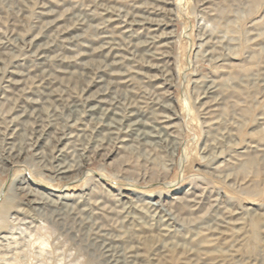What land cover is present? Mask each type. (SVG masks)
<instances>
[{
	"label": "rangeland",
	"instance_id": "rangeland-1",
	"mask_svg": "<svg viewBox=\"0 0 264 264\" xmlns=\"http://www.w3.org/2000/svg\"><path fill=\"white\" fill-rule=\"evenodd\" d=\"M260 121L264 0H0V264H264Z\"/></svg>",
	"mask_w": 264,
	"mask_h": 264
},
{
	"label": "bare ground",
	"instance_id": "bare-ground-1",
	"mask_svg": "<svg viewBox=\"0 0 264 264\" xmlns=\"http://www.w3.org/2000/svg\"><path fill=\"white\" fill-rule=\"evenodd\" d=\"M93 103H95L94 104V106H92L90 109H89V111H90V117L92 116V114L93 115H97V114H100L99 116H101L102 118H107V120H110V119H113V118H115V113H113V112H109L108 110H106V109H102V106L100 105V104H102V103H100V102H98V101H93ZM99 106H98V105ZM97 105V106H96ZM103 107H104V105H103ZM96 108H100V110H98V111H95V109ZM94 112H96L97 114H94ZM100 117V118H101ZM136 118H137V114L135 113L134 115H133V117H132V119L131 120H129V122H131V121H133V120H136ZM125 121V120H124ZM128 123V122H127ZM259 125H264V121H260L259 122ZM157 127H159L158 128V130L156 131V129H154V128H152L153 130H155L156 132H155V137H157V140H159V141H162L165 137H168V136H170L169 135V132H170V129H171V127L169 126V118H168V120H167V118H163L162 120H160V122H158V125H157ZM149 130V129H148ZM141 133V132H140ZM143 135H141L142 136V138H144V137H147V136H151L150 135V133L149 134H145V133H142ZM62 174L63 173H66V171H62L61 172ZM63 198V197H62ZM5 208V207H4ZM4 211H5V209H1V213L3 214L4 213ZM1 217V216H0ZM138 241V240H137ZM137 241H133V243L135 242H137ZM137 244V247L139 246V241L136 243ZM138 256H139V254H138V250L137 249H135V250H133V249H131L129 252H128V257L131 259V260H133V261H136L137 260V258H138Z\"/></svg>",
	"mask_w": 264,
	"mask_h": 264
}]
</instances>
